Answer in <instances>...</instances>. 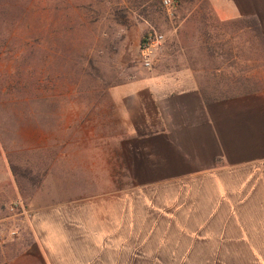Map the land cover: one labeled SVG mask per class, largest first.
<instances>
[{"label":"crops","instance_id":"1","mask_svg":"<svg viewBox=\"0 0 264 264\" xmlns=\"http://www.w3.org/2000/svg\"><path fill=\"white\" fill-rule=\"evenodd\" d=\"M175 1L160 69L65 143L6 264H264V0Z\"/></svg>","mask_w":264,"mask_h":264},{"label":"rangeland","instance_id":"2","mask_svg":"<svg viewBox=\"0 0 264 264\" xmlns=\"http://www.w3.org/2000/svg\"><path fill=\"white\" fill-rule=\"evenodd\" d=\"M169 22L148 0H0V264L17 251L32 202L48 199V169L65 143L89 131L85 122H102L95 110L111 108L112 87L160 69L176 40L166 36ZM152 30L164 41L148 69L139 45Z\"/></svg>","mask_w":264,"mask_h":264},{"label":"built area","instance_id":"3","mask_svg":"<svg viewBox=\"0 0 264 264\" xmlns=\"http://www.w3.org/2000/svg\"><path fill=\"white\" fill-rule=\"evenodd\" d=\"M162 7L168 17H173L177 10L178 4L175 0H162ZM164 41L162 32L152 30L142 39L139 45V57L144 67L150 69L153 59Z\"/></svg>","mask_w":264,"mask_h":264}]
</instances>
